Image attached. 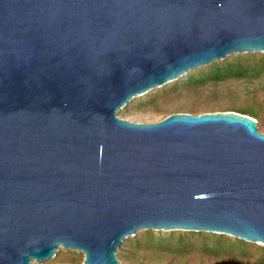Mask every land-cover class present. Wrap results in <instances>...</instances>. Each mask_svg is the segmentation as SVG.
<instances>
[{
	"label": "water",
	"instance_id": "water-1",
	"mask_svg": "<svg viewBox=\"0 0 264 264\" xmlns=\"http://www.w3.org/2000/svg\"><path fill=\"white\" fill-rule=\"evenodd\" d=\"M264 0H0V264H122L138 231L264 247V134L233 111L117 116L234 54Z\"/></svg>",
	"mask_w": 264,
	"mask_h": 264
},
{
	"label": "trees",
	"instance_id": "trees-1",
	"mask_svg": "<svg viewBox=\"0 0 264 264\" xmlns=\"http://www.w3.org/2000/svg\"><path fill=\"white\" fill-rule=\"evenodd\" d=\"M264 77V54L238 55L222 62H213L204 69H197L183 76L165 90H179L183 88H201L205 85L218 84L226 79L242 80ZM155 97L138 106L152 103ZM191 110V109H189ZM257 119L258 113L251 109L234 111ZM123 114L125 112L122 111ZM220 239L226 240V244ZM241 243L247 247L238 248ZM61 253V252H59ZM74 259L63 260L57 254L50 264H81L82 256L72 251ZM192 255L200 258H214L229 264L232 261L242 264H264V247L259 244L246 243L239 239L220 234L186 231H149L142 230L136 235L128 237L117 250V259L129 264H144L150 260L163 261L165 256L183 260ZM78 256V257H76ZM146 264V263H145Z\"/></svg>",
	"mask_w": 264,
	"mask_h": 264
},
{
	"label": "rangeland",
	"instance_id": "rangeland-1",
	"mask_svg": "<svg viewBox=\"0 0 264 264\" xmlns=\"http://www.w3.org/2000/svg\"><path fill=\"white\" fill-rule=\"evenodd\" d=\"M238 55H246V54L230 55L223 60H218L215 62L216 63L222 62L224 60H227L228 58H232ZM210 65L211 64L200 66L189 72L195 71L197 69H204ZM189 72H187L183 76H186ZM182 77H180L176 81H179ZM176 81L166 83L160 88H154L153 90L148 91L146 94L134 97L133 100H131L121 110H119L117 116L121 119L135 123H153L160 121L164 117L173 113H189L196 115L201 113L223 112V111L239 112L241 110L251 109L258 113L257 119L254 120L257 122L258 131L264 134V77H258L254 79L248 78L242 80L226 79L218 84L209 83L201 88L190 89L187 87L176 91L174 90L164 91L165 87L166 89H168L167 87L173 85ZM152 97H155L152 103H146L143 106H138L139 101H142L144 103L147 99H150ZM122 111L125 112V114H123ZM220 240L221 242L226 244V240L224 239H220ZM235 245L237 247L240 246L241 248H245L247 250V247L244 244L236 243ZM59 252L57 254L63 260H69L75 258V255L72 254V251L70 250H59ZM79 254L82 256L83 259V255L81 253ZM52 261L53 260L44 262V264H50ZM120 262L122 264H129L127 262L124 263L122 261ZM145 263L146 264H225L224 262L217 261L214 258H200L199 256L196 255H192L183 260H177V258L171 256H165L163 258V261L160 263L154 260H150L149 263L145 261ZM229 264H242V263H239L237 261L236 262L232 261Z\"/></svg>",
	"mask_w": 264,
	"mask_h": 264
}]
</instances>
